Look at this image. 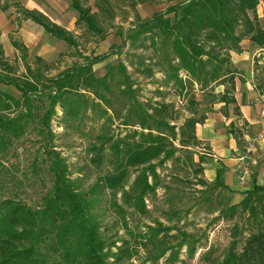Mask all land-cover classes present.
<instances>
[{"label":"trees","instance_id":"16d2710c","mask_svg":"<svg viewBox=\"0 0 264 264\" xmlns=\"http://www.w3.org/2000/svg\"><path fill=\"white\" fill-rule=\"evenodd\" d=\"M69 1L78 13L77 25L102 35L98 13H94L82 0ZM126 1L137 4L135 0ZM262 2L264 0H187L155 13L140 23L136 28L138 31L130 38L135 41L143 34L150 35L151 45L163 59L161 66L166 72L167 84L174 87L177 96L183 95L186 85L192 89L198 85L205 93L229 83L233 90L231 51L240 52L245 37L258 46H264V28L256 14ZM100 3L110 5L108 0H99L96 6L100 11L104 8ZM15 4L20 10L18 25L25 20L33 21L54 38L70 47H78L77 38L70 31L37 10ZM11 5L12 2H6L0 10L8 11ZM12 44L22 52L29 75L11 73L15 69L3 59L0 40V63L3 67L0 84L12 86L21 94L17 99L0 91V179L10 175L3 164L4 154L29 127L35 126L42 142L31 166L35 175L47 167L52 187L42 197L41 205L35 208L25 203L16 190L11 195L5 192L0 197V264H116L114 262L120 261L122 254L129 250L120 249L117 258L111 261L115 254L103 237L98 216L104 193L109 192L110 204L122 215L125 226L126 207L146 214L147 199L155 196L159 187L158 168L168 161L179 162L176 154L180 149L200 143L196 125L206 119V113L196 117L200 102L193 95L194 100H190L188 108L191 116L178 127L167 120L169 104H142L132 97L124 125L135 127L128 134V139L138 137V140L129 142L110 138L103 139L100 146L92 145V150L97 152L93 162L101 164L107 147H111L117 156V165L113 173L100 177L91 188L84 190L78 178H73L68 161L55 145L53 122L58 119L59 110L62 122L80 121L89 107L86 95L90 93L101 101L107 100L103 90L114 95L107 78H97L93 71V67L108 55L86 57L85 62L74 64L56 77H44L39 68L35 71L28 64L27 48L15 39ZM126 71L121 65L120 72L124 76ZM111 76H114L113 72ZM128 88L131 90L130 85ZM228 93L227 90L219 97L208 92L210 102L235 103L233 97L227 96ZM199 184L206 186L207 182L199 180ZM215 186H225L221 171H218ZM229 212L239 216L242 227L235 228L233 240L219 264H264V186L254 180L252 188L245 192L239 203L229 208ZM159 226L160 229L155 231L171 230L160 223ZM240 232H248L262 241L260 252L250 256L246 262L240 261L237 251ZM145 237L158 251V256H153L155 260L173 249L172 246L158 248L156 232Z\"/></svg>","mask_w":264,"mask_h":264},{"label":"rangeland","instance_id":"374dc122","mask_svg":"<svg viewBox=\"0 0 264 264\" xmlns=\"http://www.w3.org/2000/svg\"><path fill=\"white\" fill-rule=\"evenodd\" d=\"M22 1L24 0H0V6L12 2L8 11L0 10V40L4 50L3 59L15 69L11 72L13 75H29L22 52L13 46V39L27 48L28 64L35 71L39 68L44 77H56L74 64L85 62L86 57L108 55L93 67V71L97 78H107L114 95L103 90L107 100L101 101L90 93L86 95L89 107L80 121L62 122V112L59 110V117L53 122L55 145L68 161L73 178H78L82 189L91 188L100 177L113 173L117 165V156L111 147H107L101 164L93 162L97 152L92 150V145L100 146L110 138H122L129 142L138 140V137L128 139V134L135 127L124 125L132 97L142 104H169L167 120L178 127L191 116L188 108L190 100H194L193 95L200 102L196 117L210 111L208 103L211 97L208 92L211 93L212 90L203 93L198 85L193 89L186 85L183 95L177 96L174 87L167 84L166 72L161 66L163 59L151 45L150 35L143 34L135 41L130 38L138 31L136 28L139 24L149 19L140 10L141 1L133 4L126 0H108L109 7L100 3L104 6L103 11H100L96 6L99 0H82L99 15L103 34L96 35L83 25H77L78 13L71 7L69 0H57L59 4L62 3L61 13L49 12L54 20L46 16L70 31L77 38L78 47H70L66 42L54 38L30 20L18 25L20 10L15 3L24 6ZM26 2L42 4L40 0ZM263 10L264 5L260 3L256 14ZM121 65L127 70L126 76L120 72ZM1 70L3 67L0 63ZM111 72L114 76H111ZM0 91L17 99L21 97L20 92L12 86L0 84ZM163 132L168 134L167 131ZM258 133L251 131L250 142ZM41 142L35 126H31L4 154L3 164L11 176L0 179V197L5 192L11 195L16 190L30 207L41 205L42 197L52 187L47 167L35 175L31 166ZM176 145L179 147L178 141ZM207 154V146L200 142L187 149H180L176 154L180 158L179 162L168 161L163 167H159V187L156 195L147 199V213L141 214L126 207L127 226L122 223V215L110 204L109 192L104 193L98 216L103 237L115 254L111 261L117 258L120 249L126 248L129 251L124 252L121 260L114 263L219 264L223 260L233 240L235 228L242 227V220L229 212V208L244 198L246 190L244 187H228L225 180V186H215L218 172L216 179L210 181V176L207 175L210 157ZM219 171L224 178L223 170ZM199 180H204L207 185L199 184ZM158 222L171 230L155 231L160 229ZM151 228L158 233V248H173L159 260L153 258L158 256V251L145 237L155 233ZM237 238L240 261L246 262L250 256L260 252V238L252 237L248 232L238 233ZM113 243L116 245L113 246Z\"/></svg>","mask_w":264,"mask_h":264},{"label":"crops","instance_id":"0c3cea01","mask_svg":"<svg viewBox=\"0 0 264 264\" xmlns=\"http://www.w3.org/2000/svg\"><path fill=\"white\" fill-rule=\"evenodd\" d=\"M26 1H22L26 9L41 11L48 17H50L49 12L54 11L56 14L63 10L62 3L59 4L57 0H40L42 4L35 3V5ZM136 1L142 2L140 10L144 11V16L150 18L157 12L187 0ZM262 4L264 5L263 2ZM257 17L264 28V10L262 13L259 12ZM241 48L240 52L230 53V68L234 72L235 89L231 90L230 84L225 83L216 86L211 92L221 97L228 90L227 96L233 97L235 103L209 101L210 111L204 112L206 119L197 123L196 136L198 141L209 150L207 154L210 157L207 173L210 176L209 180L214 181L217 172L223 170L226 186L237 189L244 187V190L248 191L252 188L254 180L258 185L264 186V155L261 148L258 150V155L261 154V157L253 178L245 184H240L238 180L240 165L238 159L249 148L251 131L255 130L258 133L261 130L260 112L264 107V46H258L249 37H245L241 42Z\"/></svg>","mask_w":264,"mask_h":264},{"label":"built area","instance_id":"2783aa9c","mask_svg":"<svg viewBox=\"0 0 264 264\" xmlns=\"http://www.w3.org/2000/svg\"><path fill=\"white\" fill-rule=\"evenodd\" d=\"M261 130L258 135L250 142L247 151L239 157L238 180L240 184H245L249 179L253 178L255 169L259 164L261 154L258 155V150L264 155V107L261 112ZM259 147V148H258Z\"/></svg>","mask_w":264,"mask_h":264}]
</instances>
